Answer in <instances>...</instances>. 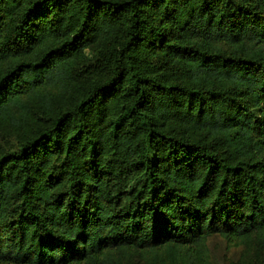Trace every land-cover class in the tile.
<instances>
[{"label":"trees","instance_id":"obj_1","mask_svg":"<svg viewBox=\"0 0 264 264\" xmlns=\"http://www.w3.org/2000/svg\"><path fill=\"white\" fill-rule=\"evenodd\" d=\"M215 235L264 264V0H0V264Z\"/></svg>","mask_w":264,"mask_h":264},{"label":"rangeland","instance_id":"obj_2","mask_svg":"<svg viewBox=\"0 0 264 264\" xmlns=\"http://www.w3.org/2000/svg\"><path fill=\"white\" fill-rule=\"evenodd\" d=\"M10 130L11 128L7 131ZM208 246L213 264H227L229 261L238 260L242 256V246L236 245L219 235L212 236Z\"/></svg>","mask_w":264,"mask_h":264}]
</instances>
